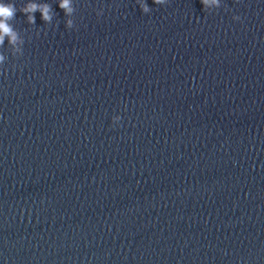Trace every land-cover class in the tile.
I'll return each instance as SVG.
<instances>
[{
  "label": "clouds",
  "instance_id": "1",
  "mask_svg": "<svg viewBox=\"0 0 264 264\" xmlns=\"http://www.w3.org/2000/svg\"><path fill=\"white\" fill-rule=\"evenodd\" d=\"M140 4V8L144 13H149L151 10L148 7L146 0H137ZM156 5H165L168 3V0H153ZM220 0H201L204 10H208L212 6H219ZM59 7L64 10L65 15H70L73 11L72 0H60ZM17 11L23 13L27 17V22L29 24L35 23V15L37 11L41 13L42 19L51 23L52 21V9L51 5L47 3H39L38 0H27L26 3H23L19 8L16 6L15 0H0V46L3 45L5 37H8L9 43L16 45L19 38V34L16 29L13 27L11 21L15 20ZM234 20H239V16H234ZM67 27H72V22H67ZM22 44L23 41L20 40ZM17 52L22 55V50L17 48ZM4 56L0 54V63L4 61Z\"/></svg>",
  "mask_w": 264,
  "mask_h": 264
}]
</instances>
